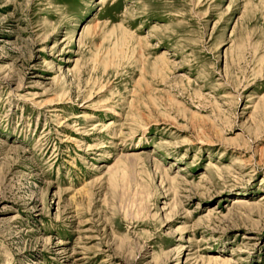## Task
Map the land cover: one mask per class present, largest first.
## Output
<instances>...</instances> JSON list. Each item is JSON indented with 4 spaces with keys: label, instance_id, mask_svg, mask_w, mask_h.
<instances>
[{
    "label": "rangeland",
    "instance_id": "374dc122",
    "mask_svg": "<svg viewBox=\"0 0 264 264\" xmlns=\"http://www.w3.org/2000/svg\"><path fill=\"white\" fill-rule=\"evenodd\" d=\"M0 264H264V0H0Z\"/></svg>",
    "mask_w": 264,
    "mask_h": 264
}]
</instances>
